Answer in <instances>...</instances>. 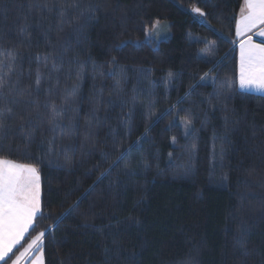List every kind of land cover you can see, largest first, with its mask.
<instances>
[{"label": "trees", "instance_id": "16d2710c", "mask_svg": "<svg viewBox=\"0 0 264 264\" xmlns=\"http://www.w3.org/2000/svg\"><path fill=\"white\" fill-rule=\"evenodd\" d=\"M243 1L0 0V158L40 172L26 240L45 233V264H264V95L239 88ZM157 21L168 36L147 38Z\"/></svg>", "mask_w": 264, "mask_h": 264}, {"label": "snow or ice", "instance_id": "6c2138e0", "mask_svg": "<svg viewBox=\"0 0 264 264\" xmlns=\"http://www.w3.org/2000/svg\"><path fill=\"white\" fill-rule=\"evenodd\" d=\"M200 15H205L199 8L194 9ZM159 22H156V27ZM259 26H264V0H244V5L240 10L239 19L236 22L235 34L237 37L243 36L245 33L252 32ZM264 36V27H261L257 33ZM38 60L43 61V66L48 67L47 56H37ZM9 67L16 61L15 54L7 56ZM3 62L0 61V64ZM52 71L59 72L53 64ZM171 73L169 76L171 77ZM203 80L204 77H201ZM238 82L240 89H252L264 92V43L256 44L251 37L247 40L239 42V67ZM37 89L41 84V76L39 71L35 81ZM5 88L4 76L0 75V103L7 100V93L3 91ZM78 85L74 87V92ZM52 114V131L59 129L60 124L57 121V112L55 104L50 105ZM12 113V109L5 105L0 108V142L5 140L9 134L8 120ZM191 120L184 121V127L191 126ZM20 130H24L23 123ZM187 135V133H185ZM30 139V135L28 137ZM65 137L61 136V142ZM53 140L48 141L52 145ZM175 143V138H173ZM50 150H55L50 148ZM123 155V153H121ZM79 206V202L70 209L75 211ZM41 214V176L38 168L29 163H18L7 158H0V261H5L9 254L17 245H21L26 234L36 221L37 215ZM131 219V218H130ZM45 233L40 232L28 244V247L17 257L13 264H21V260L27 256L30 250L38 251L40 254L31 261V264H44L43 246L41 240Z\"/></svg>", "mask_w": 264, "mask_h": 264}, {"label": "crops", "instance_id": "0c3cea01", "mask_svg": "<svg viewBox=\"0 0 264 264\" xmlns=\"http://www.w3.org/2000/svg\"><path fill=\"white\" fill-rule=\"evenodd\" d=\"M243 5H244V1L242 4V7H243ZM239 15H240V13H239ZM238 19H239V16H238ZM261 27H264V26H259L257 29H254L252 32L245 33L241 37H237L235 34L234 48H235V51L237 53L238 59H239V42L241 40H247L249 37H251L252 41L256 44L264 43V36H260L257 34ZM242 90L249 92V93L264 95V92L257 91V90H255V88L242 89ZM18 163H20V162H18ZM31 230L32 229H30L29 232L26 234L24 240L21 242V245H17V247L13 249V252L9 254V257H7L5 261H0V264H13V261L17 257H19L22 252H24V250L28 247V244L31 243V241L33 239H35V237L37 236V235L32 236V237L28 238V240H26ZM42 242H43V238L41 240V244H42ZM39 254L40 253L38 251L30 250L27 253V256L21 260V264H31V261L33 259H35ZM43 260H44V255H43ZM44 264H45V261H44Z\"/></svg>", "mask_w": 264, "mask_h": 264}, {"label": "rangeland", "instance_id": "374dc122", "mask_svg": "<svg viewBox=\"0 0 264 264\" xmlns=\"http://www.w3.org/2000/svg\"><path fill=\"white\" fill-rule=\"evenodd\" d=\"M158 22H159L158 27H156V23H155L153 28L149 29V31L147 32V38L160 40L168 36L169 30L168 28H166V26L168 27L167 22H162V21H158Z\"/></svg>", "mask_w": 264, "mask_h": 264}]
</instances>
